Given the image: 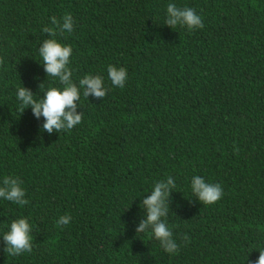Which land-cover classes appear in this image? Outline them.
Masks as SVG:
<instances>
[{"label": "trees", "instance_id": "16d2710c", "mask_svg": "<svg viewBox=\"0 0 264 264\" xmlns=\"http://www.w3.org/2000/svg\"><path fill=\"white\" fill-rule=\"evenodd\" d=\"M191 7L202 29L164 24L166 7ZM70 13L73 82L100 75L102 99L83 95L82 122L49 134L17 89L39 99V47ZM0 184L19 177L28 204L0 198V264H251L264 250V0H0ZM127 69L114 86L108 65ZM238 148V152L234 149ZM201 176L223 196L204 205ZM171 176L165 218L179 246L165 252L136 233L154 183ZM70 222L58 227L62 215ZM32 226L33 250L8 256L13 220ZM187 235V241L183 237Z\"/></svg>", "mask_w": 264, "mask_h": 264}, {"label": "clouds", "instance_id": "9594fccd", "mask_svg": "<svg viewBox=\"0 0 264 264\" xmlns=\"http://www.w3.org/2000/svg\"><path fill=\"white\" fill-rule=\"evenodd\" d=\"M61 23L55 16L50 17L52 26L42 28V33H47L48 38L44 39L39 47V55L42 57L47 77L59 80L63 87H44L41 82L39 88L44 91V96L37 99L34 93L26 88L17 89V99L20 101V112L23 113L26 107H31L33 114L39 118L44 117L42 130L49 134L53 131L61 132L71 130L82 122V112H78L77 101L80 100L81 90L85 97L92 96L102 99L108 89L104 86L103 77L100 75H85L79 79L78 84L73 82L72 70L69 68L72 48L59 42L55 37L58 33L73 31L74 21L70 13L63 16ZM164 24L176 29L177 26L185 27L188 30L202 29L204 24L201 16L191 7H178L175 3H169L166 7V19ZM0 59V63H2ZM108 77L112 85L123 88L127 79V69L108 65ZM238 152V148L234 149ZM22 180L19 177L5 176L0 184V198L11 201L20 206L26 205L29 201L25 198ZM176 183L169 176L166 180L154 183L151 195L144 198L141 208L146 209L145 218L135 228L136 233L151 232L152 236L159 241L161 248L169 253H177L179 246L173 238V233L168 227L165 218L169 212L170 193L175 189ZM191 189L194 196L204 205L217 202L223 196V188L219 183H207L204 178L197 175L191 180ZM71 220L68 214L60 216L55 224L58 227L67 225ZM32 226L28 218L23 217L13 220L10 230L3 235L5 243L4 251L8 256H18L23 253H31L33 250ZM185 235L183 240L187 241ZM257 260L251 264H264V250H259Z\"/></svg>", "mask_w": 264, "mask_h": 264}]
</instances>
